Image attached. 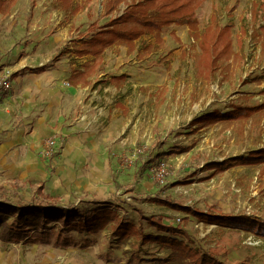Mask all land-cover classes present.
<instances>
[{
  "label": "rangeland",
  "instance_id": "374dc122",
  "mask_svg": "<svg viewBox=\"0 0 264 264\" xmlns=\"http://www.w3.org/2000/svg\"><path fill=\"white\" fill-rule=\"evenodd\" d=\"M75 2L83 6L76 15L63 12L58 0H16L7 14L2 12L7 4L0 7V79L7 78L9 83L0 100V200L28 203L36 186L43 183L44 192L64 209L83 216L99 207L96 202L110 201L119 218L141 224L148 233L154 230L140 221L134 208L175 225L187 216L185 230L194 246L213 251L223 264H264V238L198 222L149 200L159 188L167 187L175 201L191 210L264 221V163L231 162L222 171L206 168L208 163L246 157L264 148V108H260L264 105V0H205L194 11L192 24H171L158 33L159 40L155 33L144 35L134 50L113 45L94 57L92 66L77 56L76 49L107 21L105 0ZM131 2L120 4L110 16L121 15ZM215 27H229L233 55L219 59L210 77H203L199 75V37ZM61 51L65 54L60 55ZM81 64L94 71L93 88L123 87L113 93L121 96L123 105H112L106 118L93 107L83 116L80 108L75 109L78 104H71V117H64V125L38 132V147L23 142L11 146L7 135L24 112L21 102L11 99L16 91L9 71L85 70ZM106 72L107 78L100 75ZM233 107L254 111L239 120H196ZM49 142L54 143L47 148ZM173 149L179 152L152 162L140 174L139 154L155 156ZM45 151L50 154L46 156ZM191 171L196 176L190 182L170 186ZM18 180L26 183L15 191L11 184ZM56 225L47 243L27 241L5 249L0 245V264L125 263L123 253L130 247L117 249L110 241L111 223L100 233L86 236L61 234V226ZM58 236L74 244L60 246ZM83 239L92 241L86 249L79 246ZM156 251L153 245L147 247L148 253L164 256Z\"/></svg>",
  "mask_w": 264,
  "mask_h": 264
},
{
  "label": "trees",
  "instance_id": "16d2710c",
  "mask_svg": "<svg viewBox=\"0 0 264 264\" xmlns=\"http://www.w3.org/2000/svg\"><path fill=\"white\" fill-rule=\"evenodd\" d=\"M58 1L60 9L69 15H76L83 8L75 0ZM127 1L105 0L103 10L107 21L97 27V30L77 47V56L97 57L102 55L104 50L116 44L134 50L137 40H140L144 35L154 33L156 40H159L158 33L171 24H192L194 11L205 0H139L137 2L131 0V4L126 6L121 15L110 16L120 4ZM15 2L16 0L9 2L0 0V7L7 4L2 12L7 14ZM228 28H208L200 35L198 42L201 50L198 59L200 76L210 77L219 59L227 60L233 55L232 39L229 31H227ZM59 54L65 53L61 51ZM85 65L83 66L85 67ZM44 69L45 67H37L33 70L42 71ZM16 75L17 73L12 74L11 78ZM77 77H80V73H76L72 79L70 78L71 85L76 84L74 79ZM4 95L5 91L0 88V100L4 98ZM260 108H264V105H261ZM253 111L254 109L251 108L233 107L231 111L227 112L214 111L202 114L196 120L199 123L239 120L249 118ZM177 152L179 149H173V151L155 156H152L151 153H145V157L143 153L139 154L136 162L139 164L140 174L152 162L165 159ZM231 162L235 165L264 163V148L246 155V157H237L220 163H208L206 168L222 171L230 168ZM195 176V171L185 172L183 177L171 183L170 186L187 184ZM25 183L20 180L14 181L11 184V189L20 190ZM44 188L43 183L38 184L28 203L13 204L0 200V245L3 249L8 248L11 244L27 241L29 243L36 241L47 243L50 235L56 229V224L61 226L58 230L61 234L74 232L86 236L100 233L111 223L112 225L109 227V229L111 228L110 241L114 243L117 249L126 244L130 247L123 253L126 256L124 264H223L213 251L194 246V240L185 230V226L189 222L187 216L181 219L180 225H175L166 223L162 216H145L142 211L134 208L140 221L145 222L154 230L153 233H148L144 231L141 224L136 225L128 218H119L117 213L112 210L110 201L96 202L98 208L81 216L74 209H64L58 206V199L45 193ZM149 200L169 210L182 211L197 219L198 222L233 230H243L264 238V221L245 216L213 215L212 213L191 210L175 201L167 192V187L159 188L154 197ZM57 243L62 247H67L74 244V241L67 237L60 238L58 236ZM91 243V240L83 239L79 246L86 249ZM152 245L157 248V253L163 252L164 256L148 253L147 247Z\"/></svg>",
  "mask_w": 264,
  "mask_h": 264
},
{
  "label": "crops",
  "instance_id": "0c3cea01",
  "mask_svg": "<svg viewBox=\"0 0 264 264\" xmlns=\"http://www.w3.org/2000/svg\"><path fill=\"white\" fill-rule=\"evenodd\" d=\"M43 43L45 42H42L41 46ZM94 59L93 56L86 55L83 56L82 60L92 66ZM87 68L85 70L75 68L74 71H62L60 67L53 71L46 69L42 71L29 69L27 71H9L12 74L17 73L11 78V83L16 91L11 99L20 101L21 109L24 112L23 119L18 121L15 127L11 129V133L7 135L9 144L14 146L17 142H23L31 148L38 147L40 144L38 132L53 131L56 124L64 125V117H71V104H78L75 109L77 111L80 108L79 111L83 112V116L87 115L86 110L93 107L100 109L102 114L105 113L106 118L110 114L109 110H111L112 105H123L120 95L113 96L114 91L120 92L123 87L108 84L98 89L93 88L94 84L91 83V80L94 71H88ZM119 72L116 71V74ZM76 73H80V77L74 79L75 85H71V79ZM100 75L105 76V78L109 76L107 72ZM110 79L112 81L111 77H109ZM116 110L117 108L113 109V113ZM60 111L62 113L56 118L57 112ZM54 132H59V130Z\"/></svg>",
  "mask_w": 264,
  "mask_h": 264
},
{
  "label": "built area",
  "instance_id": "2783aa9c",
  "mask_svg": "<svg viewBox=\"0 0 264 264\" xmlns=\"http://www.w3.org/2000/svg\"><path fill=\"white\" fill-rule=\"evenodd\" d=\"M6 79H4V78L0 79V88H2L4 91L9 87V83ZM53 143L54 142H49L47 145V148L51 147L53 145ZM49 154H50L49 151H45L46 156H48Z\"/></svg>",
  "mask_w": 264,
  "mask_h": 264
}]
</instances>
